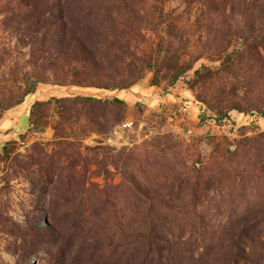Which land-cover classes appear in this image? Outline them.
<instances>
[{"label": "rangeland", "instance_id": "obj_1", "mask_svg": "<svg viewBox=\"0 0 264 264\" xmlns=\"http://www.w3.org/2000/svg\"><path fill=\"white\" fill-rule=\"evenodd\" d=\"M20 106L0 264H264V0H0Z\"/></svg>", "mask_w": 264, "mask_h": 264}, {"label": "crops", "instance_id": "obj_2", "mask_svg": "<svg viewBox=\"0 0 264 264\" xmlns=\"http://www.w3.org/2000/svg\"><path fill=\"white\" fill-rule=\"evenodd\" d=\"M23 118H27L26 125H28L29 117L26 114V107L20 106L10 118H7L0 123V140H10L15 134H17L16 130L25 127L26 125H22ZM13 128H15L14 132H12Z\"/></svg>", "mask_w": 264, "mask_h": 264}, {"label": "trees", "instance_id": "obj_3", "mask_svg": "<svg viewBox=\"0 0 264 264\" xmlns=\"http://www.w3.org/2000/svg\"><path fill=\"white\" fill-rule=\"evenodd\" d=\"M116 103H122L120 100H115ZM228 121V119L226 118L224 122Z\"/></svg>", "mask_w": 264, "mask_h": 264}, {"label": "built area", "instance_id": "obj_4", "mask_svg": "<svg viewBox=\"0 0 264 264\" xmlns=\"http://www.w3.org/2000/svg\"><path fill=\"white\" fill-rule=\"evenodd\" d=\"M248 118H250L249 116H248ZM127 125V124H126Z\"/></svg>", "mask_w": 264, "mask_h": 264}]
</instances>
